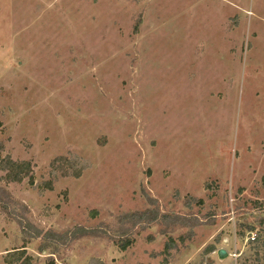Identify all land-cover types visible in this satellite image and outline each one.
<instances>
[{"label": "rangeland", "instance_id": "rangeland-1", "mask_svg": "<svg viewBox=\"0 0 264 264\" xmlns=\"http://www.w3.org/2000/svg\"><path fill=\"white\" fill-rule=\"evenodd\" d=\"M0 264H264V0H0Z\"/></svg>", "mask_w": 264, "mask_h": 264}, {"label": "trees", "instance_id": "trees-1", "mask_svg": "<svg viewBox=\"0 0 264 264\" xmlns=\"http://www.w3.org/2000/svg\"><path fill=\"white\" fill-rule=\"evenodd\" d=\"M19 226L21 228L22 234L26 237L32 238V239H38V238H47L48 240H52L54 238H58L59 236L55 235L54 233L47 232L42 235L41 231L37 228L33 227L29 222L26 223H19ZM88 231L84 228H76L71 235V239H77L79 236H86L88 235ZM67 235V234H66ZM67 237V236H66ZM56 240V239H55ZM125 246H121V249L124 250Z\"/></svg>", "mask_w": 264, "mask_h": 264}, {"label": "water", "instance_id": "water-1", "mask_svg": "<svg viewBox=\"0 0 264 264\" xmlns=\"http://www.w3.org/2000/svg\"><path fill=\"white\" fill-rule=\"evenodd\" d=\"M217 254H218V257H219L220 259H223V258L226 257V252H225V250H223V249L219 250Z\"/></svg>", "mask_w": 264, "mask_h": 264}]
</instances>
